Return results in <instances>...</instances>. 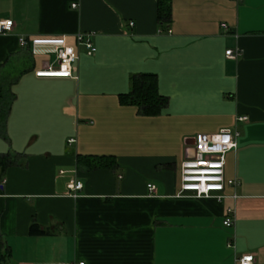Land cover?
<instances>
[{
  "label": "crops",
  "instance_id": "0c3cea01",
  "mask_svg": "<svg viewBox=\"0 0 264 264\" xmlns=\"http://www.w3.org/2000/svg\"><path fill=\"white\" fill-rule=\"evenodd\" d=\"M170 6L161 25L157 0H0V20L14 23L0 33V86L12 93L0 154H16L0 168L6 264H238L245 254L264 264V0ZM78 32L90 33L91 54ZM19 36H64L79 53L75 78L37 76L55 55L32 54ZM144 72L167 99L155 115L120 100ZM237 116L246 119L224 165L237 186L221 200L177 196L194 137ZM78 154L112 155L116 166L86 170ZM33 222L47 233L31 234Z\"/></svg>",
  "mask_w": 264,
  "mask_h": 264
},
{
  "label": "built area",
  "instance_id": "2783aa9c",
  "mask_svg": "<svg viewBox=\"0 0 264 264\" xmlns=\"http://www.w3.org/2000/svg\"><path fill=\"white\" fill-rule=\"evenodd\" d=\"M240 1V0H236ZM73 7L76 4H72ZM132 22H130V25ZM14 23L11 19L0 20V33H10ZM224 30L227 25L222 23ZM21 46H28L32 54H48L55 55L56 64L47 68L35 71L37 76L48 77H74L73 65L79 58V53L74 47L69 46L65 42L64 36L56 37H32L27 40L23 36L18 37ZM77 46L83 45L88 49V54L93 51L90 33L78 32L76 34ZM239 49L225 50V56L228 58H236L239 55ZM244 116H237L235 124L231 127L221 128L216 133L197 134L193 139L192 155L184 158L180 162L179 176L180 187L177 196L186 197H208L213 196L217 200H221L222 192L225 185L237 186L236 178L226 180L224 177L225 155L230 151H235L238 146V138L240 131L236 126V122L245 120ZM73 142L74 139H69ZM68 188L76 191L82 188L80 181H71ZM154 184H147L148 191H154ZM75 196V192H72ZM234 198L236 194L232 195ZM233 217L231 208L226 209V215L223 220L225 226L233 225ZM238 264H250L253 261L252 254H245L236 258ZM69 264H84L83 261H74Z\"/></svg>",
  "mask_w": 264,
  "mask_h": 264
},
{
  "label": "trees",
  "instance_id": "16d2710c",
  "mask_svg": "<svg viewBox=\"0 0 264 264\" xmlns=\"http://www.w3.org/2000/svg\"><path fill=\"white\" fill-rule=\"evenodd\" d=\"M171 19L170 0H157V20L159 24H168ZM28 49V47H26ZM129 91L120 95V100L124 103L136 105L140 111L147 115L158 114L167 104V99L159 94L157 90V80L154 73L144 72L132 74L129 78ZM12 101V93L6 85L0 86V123L5 122ZM16 154H0V168L6 169L16 163ZM78 166L85 167L86 170L100 168H114L115 158L112 155H77ZM29 231L34 235H43L46 230L41 229L36 223H31ZM0 239V264H6L9 257L7 245H2Z\"/></svg>",
  "mask_w": 264,
  "mask_h": 264
}]
</instances>
